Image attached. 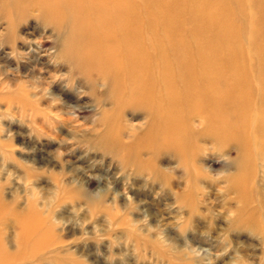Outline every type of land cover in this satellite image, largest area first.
I'll list each match as a JSON object with an SVG mask.
<instances>
[{
    "label": "rangeland",
    "instance_id": "obj_1",
    "mask_svg": "<svg viewBox=\"0 0 264 264\" xmlns=\"http://www.w3.org/2000/svg\"><path fill=\"white\" fill-rule=\"evenodd\" d=\"M7 9L0 264H264V157L239 174L236 147L197 113L181 139L151 140L148 108L86 70L68 23Z\"/></svg>",
    "mask_w": 264,
    "mask_h": 264
},
{
    "label": "bare ground",
    "instance_id": "obj_2",
    "mask_svg": "<svg viewBox=\"0 0 264 264\" xmlns=\"http://www.w3.org/2000/svg\"><path fill=\"white\" fill-rule=\"evenodd\" d=\"M4 1L13 11L33 4L58 27L68 23V45L86 70L109 80L117 102L148 108L151 140L181 139L197 113L236 147L245 161L239 174L264 157V0Z\"/></svg>",
    "mask_w": 264,
    "mask_h": 264
},
{
    "label": "clouds",
    "instance_id": "obj_3",
    "mask_svg": "<svg viewBox=\"0 0 264 264\" xmlns=\"http://www.w3.org/2000/svg\"><path fill=\"white\" fill-rule=\"evenodd\" d=\"M43 210H44V208L41 207V211H43ZM57 223L59 224V223H61V221H57ZM63 223L65 226H67V224L70 223V221H63Z\"/></svg>",
    "mask_w": 264,
    "mask_h": 264
}]
</instances>
